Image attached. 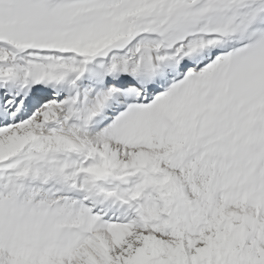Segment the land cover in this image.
I'll list each match as a JSON object with an SVG mask.
<instances>
[{
  "label": "snow or ice",
  "instance_id": "6c2138e0",
  "mask_svg": "<svg viewBox=\"0 0 264 264\" xmlns=\"http://www.w3.org/2000/svg\"><path fill=\"white\" fill-rule=\"evenodd\" d=\"M0 264H264V0H0Z\"/></svg>",
  "mask_w": 264,
  "mask_h": 264
}]
</instances>
